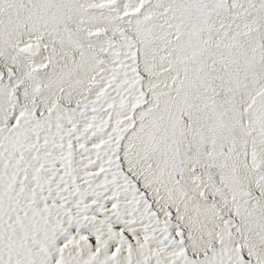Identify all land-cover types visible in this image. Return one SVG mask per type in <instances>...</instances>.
Here are the masks:
<instances>
[{
    "label": "snow or ice",
    "instance_id": "snow-or-ice-1",
    "mask_svg": "<svg viewBox=\"0 0 264 264\" xmlns=\"http://www.w3.org/2000/svg\"><path fill=\"white\" fill-rule=\"evenodd\" d=\"M0 264H264V0H0Z\"/></svg>",
    "mask_w": 264,
    "mask_h": 264
}]
</instances>
